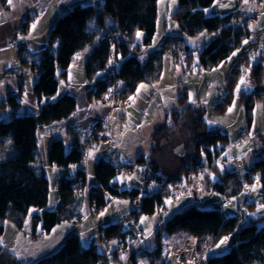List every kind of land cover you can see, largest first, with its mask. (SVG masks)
I'll use <instances>...</instances> for the list:
<instances>
[{
    "label": "trees",
    "instance_id": "trees-1",
    "mask_svg": "<svg viewBox=\"0 0 264 264\" xmlns=\"http://www.w3.org/2000/svg\"><path fill=\"white\" fill-rule=\"evenodd\" d=\"M216 0H178V7L173 13L182 31L180 35H169L163 43V50L183 53L189 60L194 59L193 46L186 42V36H198L203 32H210L213 36L206 44V51L216 59H227L240 48L245 40L252 35V27L248 19L232 21L236 11L224 16H208L205 9L211 7ZM159 0H103L99 6L82 3L74 4L68 12L62 15L49 33L48 44L45 49L27 53L21 59L22 64H32L38 78L34 84V92L39 100V118L43 123H52L69 118L77 109V99L63 93L57 98L61 78L68 76L70 66L75 63L77 54L87 55L86 75L93 80L101 72H105L106 64L112 49L111 43L103 36L109 31L112 20L119 23L123 31L124 40L120 49L119 77L123 81V95H132L141 82H153L160 78L162 64L159 58L152 55L148 63H141L137 54L142 46L150 45L157 32L159 15ZM217 22V26H215ZM30 22L23 24V31H27ZM140 31L144 38L137 42L135 33ZM55 44L57 45L55 47ZM92 48V49H91ZM122 58L124 61L122 62ZM208 57L201 55L200 63L208 68ZM261 61L252 66V58L248 51L240 57L239 63L233 67L232 73L226 79L228 87L224 98L217 102L214 109L225 112L232 98L234 89L243 76V61L246 66L252 67L255 79V89L247 95H242L250 121L255 99L264 100V54H260ZM245 66V67H246ZM107 91L104 78L96 81V87L89 91V98L101 97ZM180 108L173 109L170 116L158 125L153 133L154 145L149 153L142 152L132 162H122L118 165L111 160L100 158L95 166V183L91 184V203L97 210H103L113 197H123L131 194L133 197H143L145 188L132 187L122 189L116 177L122 172H132L138 165L147 164L152 170V180L167 186L179 182L190 170H197L207 164L215 168V174L220 179H208L209 187L225 194H237L241 189L237 178L228 179L235 173L226 171L225 174L218 168V159L230 143L229 134L220 128H209L204 119L203 109L189 102L187 91L179 96ZM21 102L13 95L0 101V106L11 110V118L0 119V239L5 233V220L12 219L18 227H22L24 219L32 207L37 208L33 217L34 229L41 224V229L49 233L59 222L75 220L82 213L86 198L78 197L77 183L85 184L88 181L84 167L68 170L72 165L81 164L86 157L88 137L78 130L72 123L68 126V135L73 141L72 147L67 150L64 140L54 139L51 142L48 159L51 165L63 167L65 173L58 177L57 185L60 201L55 209H49L51 185L50 179L42 167L37 168L35 161L39 156V118L35 113L19 114ZM171 121L172 123L170 124ZM186 124H192L196 134L195 155L190 157L171 174H159L161 166L158 162V150L164 138L176 129ZM252 172L260 173L262 195L260 202H264V157L256 160L250 167L248 176ZM149 181V180H148ZM230 182H233L230 184ZM209 188V189H210ZM163 193L145 196L140 211L133 209V214L153 213L162 205ZM110 198V199H109ZM126 200V199H125ZM130 202V201H129ZM257 203L251 202L250 208ZM264 214L254 219L248 225L241 224V217L227 215L221 209H205L190 205L180 212L163 221L156 234L157 246L145 250L147 264H168L167 254L161 242L162 235L179 237L184 243L188 238H196V250L203 264H264V225L258 223ZM121 222L102 230L103 237L110 240L117 237L126 247L128 231H121ZM163 233V234H162ZM234 234V245L222 254L207 258L205 252L217 245L222 237ZM132 239L134 237L132 236ZM135 239L133 240V245ZM114 250V257H117ZM99 251L98 244L92 241L88 246L79 245L76 238L71 237L54 252H51L34 262L23 263L11 251L0 245V260L8 264H98L104 257ZM133 264H138L133 258Z\"/></svg>",
    "mask_w": 264,
    "mask_h": 264
},
{
    "label": "rangeland",
    "instance_id": "rangeland-1",
    "mask_svg": "<svg viewBox=\"0 0 264 264\" xmlns=\"http://www.w3.org/2000/svg\"><path fill=\"white\" fill-rule=\"evenodd\" d=\"M238 1L241 4V9L234 10L237 12V14L233 15L232 21L236 22L237 20H235V18L237 17L238 20L248 19L250 22L254 32L248 43L244 45H247L246 51H248L249 55H251L253 61V57H260L261 53L264 54V30L258 31L256 30V26L253 25L256 23L254 17L258 16V14H247H251L253 11L264 10V0H248L247 4H245L244 0ZM158 5L159 15L157 19V32L154 38L156 43L161 42L166 31L177 32L181 30L178 22L173 18V13L178 7V0H175V3H172V0H159ZM214 5L216 6H214L215 8H211V11H220L218 6L219 3H215ZM0 10H2L1 0ZM240 11L244 13V15L241 17L239 15ZM214 25L217 26V22H215ZM203 33H205L204 36L199 34L198 36L186 37H188V42L190 44L198 45L193 47V52L194 50H198L200 53L199 55H206L208 57L207 59L210 62V66L208 68L203 67L200 69L192 64L195 58L200 57L199 55L196 56L194 54V59L189 60L188 56L183 53H176L168 50L175 66L181 69V74L176 75L174 79V75H172V72L169 71L165 74V77L162 80L163 87L168 88L164 89L168 90L164 91V95H167L168 97L166 100V105L168 106L169 112L175 108H180L181 104L179 101V96L186 90L189 102L203 109L204 119L207 122L208 127L220 128L229 134L230 143L226 146L224 153L217 161L218 168L222 174H225L226 171H233L235 174L232 175V177L226 178L225 180L228 181L230 178L231 180L237 178L242 190L237 194L230 195L222 193L219 190L211 189L207 180L210 179L217 181L220 179V177L215 174V168H212L208 164L206 158L203 156V160L207 163L204 167L198 168L195 171L190 170L187 175L179 182L171 183L165 186L163 191H165V194L169 196L165 199V201L171 200L172 204H166L167 207L164 211L162 207L159 206L160 208H156L155 212L152 214H133L132 210L134 208L131 202H129L127 199L125 200L123 197L116 196L112 198L109 207L112 203L115 204L117 202H127L120 203L127 210V213H124V215H119V221L121 222L122 231H128L135 234L134 244L124 247V249L120 252L119 258L117 259L114 257L113 249L118 248L121 242H117V237H113L110 240H107L103 237L102 230L100 229L102 223H99L98 218L99 214L101 212L105 213L109 207L104 208L103 210H91L88 206V210L86 211L87 214L81 213L80 215H83V217L78 216L75 220H71L72 222H70V220L63 221L64 225L62 228L61 226L58 227L53 236H47L46 232L34 234L31 227L33 220L31 219L30 214L32 210L35 209V207H32L24 219L23 227H18L16 222L12 219L5 220V233L1 238L3 240V249L11 251L17 256V259L23 263L37 260L49 254L45 253V255L41 256V254L47 250L46 248H51L56 245L57 247L52 249V251H55L63 245V243L60 244L57 242L60 239L61 230L63 227L68 225V228L71 229L72 232L78 233L80 243L82 245L88 246L92 241H95L98 244L99 251H102V247L106 253H112L113 258L108 264H132L133 253L135 254V258L139 264H145V262L148 260L147 256H145L142 252L147 249H153L157 246L156 234L160 226L156 225V223L157 220L161 219V216H163L162 220L165 221L170 218V216L180 212L184 208L190 205H196L205 209H221L230 216H240L242 218L241 224L248 225L253 223L254 219L264 214V209H260V205H264V202L259 201V198L262 195L260 173L252 172V175L248 176L251 165L256 160L264 157V100L259 98L255 99L254 108L251 115L252 119L250 121L245 104L241 100V97L244 94L247 95L248 93H251L255 89V79L254 75H252V67L249 68V66H246V62L244 60L242 64L243 69H250V71L246 76L245 73H243V76H245V79L250 82V87L246 88L242 85L238 94L236 93V88L234 89V97L232 98L228 107V109L230 107L233 108L232 112H229L228 109L225 112H219L214 109L215 104L221 101L228 91L225 81L232 71L230 70V74L226 78L224 77V75L221 73V69H219V62L224 59H216L206 51V44L213 34L210 32ZM258 35L260 36L257 38ZM10 49L11 53L8 52V59L5 60L4 66H10L14 62L13 60L15 59V53L13 54V52L15 49ZM86 60L87 59L85 56L83 57L80 55L79 58L75 60V62L80 61V67H85ZM2 66L3 63L0 57V67ZM21 66H24L22 68L24 70L23 72L25 75V80L21 81L20 79L16 78V72L14 73V78L16 79L18 86H20L21 83H24L25 90L23 93L25 94V97H27L29 94L28 90H33L32 87L35 83V73L32 69V64L24 65L21 63ZM77 68H79V66L75 67V70L73 69L75 71L74 75H78L82 72ZM213 69L217 70L213 71ZM178 79H181V81L177 82ZM67 85L68 83L66 80L62 78L60 81L58 94L65 92L64 90L67 88ZM174 85H176V87ZM171 86L176 88V94L170 93L169 90ZM130 96H124L123 98L125 102H128V105H126L127 107L134 100L136 101L135 105H138L139 108L147 107L148 103H146V100L143 97L139 96L140 98L129 100ZM164 97L166 99V96ZM94 99V97L90 99L91 104H93ZM204 101L207 102L205 103ZM234 103L235 106L233 107ZM156 106L157 105L155 104L154 109ZM6 109L10 108L6 106H0V119L8 120L11 118L12 113ZM103 109H105L107 113L111 115L109 117L110 121L107 123V128L109 131L108 134L113 138V142L109 143L108 147V144L99 141L93 146L89 147V149L87 148V154L91 150L94 151L95 155L93 158H88L87 155V162H84V164L80 167H84L86 169L89 182L95 179V166L100 158L104 157L108 160H111L116 165L122 162H132L139 154H141L137 150L139 146H143V151L149 153L151 147L155 143L153 141V137L151 136L154 127L148 131L146 130L145 132L144 128L141 129L138 127L139 124L136 123V119H124L119 115L123 109ZM169 114L168 117L170 116ZM148 118L146 119V122ZM208 121H213V123L209 124ZM169 122L170 124L172 123L171 121ZM146 135H148V138L151 139L148 144H145V140H147ZM196 139L195 130L192 124H186L181 128L176 129L168 137L164 138L157 155L158 162L161 166V169L158 171V173L162 174L165 171L166 173L171 174L173 171L177 170L187 159L192 156L194 157L197 141ZM45 142V138H39V156L35 161V166L37 168L47 166L49 162L47 152L45 150ZM180 149L183 151V154H180L177 151ZM152 174V170L147 164H141L138 165L134 171L122 172L118 175V177H132L130 180L125 179L120 182L122 186H139L141 188H145V186H147V190L145 189L142 194V196L145 197L144 194L146 196H152V194L156 192L158 188V183L152 180ZM47 175L50 179L51 185L50 200L48 205V208L50 209L54 207L55 191L57 193L58 188L55 175L51 172H48ZM257 177H259L258 183L256 179ZM232 183L233 182H230V184ZM245 185L248 186L247 189L245 188ZM253 185H256V191L251 190ZM233 197H235V199H233ZM229 201H231V203H229ZM251 202L257 203L255 208L249 207ZM225 205L228 206L225 207ZM87 218L89 220L85 224L80 227H76V225L80 224L81 221H85ZM144 218L147 219L141 223V220ZM258 225H264V218L258 223ZM81 233L84 234V239L81 238ZM227 236L230 237V239L225 245H221L220 248H216L215 245L210 250L205 252L203 256L209 257L212 255L228 252L234 245V234ZM113 241L116 243H113ZM196 241L197 240L195 237H190L184 243H179V237H168L167 235L163 234L161 242L164 246V253L167 254L168 264H190V262L191 264H198L200 255L196 250ZM0 264L8 263L0 260Z\"/></svg>",
    "mask_w": 264,
    "mask_h": 264
},
{
    "label": "crops",
    "instance_id": "crops-1",
    "mask_svg": "<svg viewBox=\"0 0 264 264\" xmlns=\"http://www.w3.org/2000/svg\"><path fill=\"white\" fill-rule=\"evenodd\" d=\"M102 1L103 0H13V4L8 5L7 0H1L2 10H0V53H1L0 57L3 63V66L0 67V101L6 100L8 96L13 95L21 102L19 112H18L19 114L35 113L37 117L39 118L40 106H39L38 96L34 92V86L32 87L33 90L31 91L28 90L29 94L27 97H25V94L23 93V91L25 90L24 83H21L20 86H18L16 79L14 78L15 72L21 71V70L24 71L22 68L24 66H21V63H22L21 59L26 54V52L34 53V52H39L46 48L48 44L49 33L51 29L54 27L57 20L62 15H64L66 12H68L74 4L82 3V4H93V5L99 6L102 3ZM215 3L216 1L214 2V4ZM214 4L208 8V10L210 11L205 12L206 15L224 16V15H227L233 12L234 10L241 9L240 7L241 4L239 3L238 0H219L218 6H219L220 11H217V10L211 11V8H215L214 6H216ZM221 5H227V7H222ZM262 11H253V13L247 14V15H252L254 13L259 15V13H261ZM239 15L241 17L242 15H244V13L240 11ZM27 20L30 22L29 28L27 31H23V24ZM37 21L39 22L37 23L36 30H31V25L33 23H36ZM253 25L256 26V23H254ZM253 32H252V35H253ZM181 33H182L181 30L177 32L176 31L175 32L166 31L161 42L156 43L155 40L153 39V42L150 45H145V46L143 45L141 50L138 53H136L141 63H148L151 56L155 55V57L159 58L160 63L162 64V72H161L160 78L154 82H141L137 86V88L142 84L146 85L147 87L141 88L139 93H137V88H136L135 92L130 96V97H134L135 99L140 98L139 96L143 97L146 100V103H148L147 107L139 108L138 105H135L136 101L134 100L128 107L124 108L119 113V115L122 116L124 119L126 118L136 119L137 124L143 125L140 128L141 129L144 128L145 132L146 130L148 131L152 129L153 127H154L153 129L155 130V128L158 125H160L166 119L167 115L170 113L168 110V106L166 105V100L168 99V97L167 95H164L165 94L164 91H168L164 89H168V88L163 87L162 80L165 77V74L168 73L169 71L172 72V75H174V79H175L176 75L181 74V69L175 66L172 57L169 55V51L163 50L162 48H163V43L167 36L180 35ZM259 36L260 35H258L257 38ZM21 37H24V39H21ZM143 38H144V35H142L140 39H137V42L135 43L142 42ZM250 39L251 37L247 41H249ZM185 40L187 43H189L188 37H185ZM190 45L193 47L198 46V45H193V44H190ZM56 46L57 45L55 44V47ZM246 46L247 45H244L243 43L240 48L236 49L234 52H236L237 54L235 56H233L232 54L231 56H229L231 57V60H229V57H228L227 59L221 60V62H219V69H221V73L224 75L225 78L230 74V70H232V68L235 67V65L239 63L242 53L246 51L247 49ZM10 48L15 49V51L13 52V54L15 53L14 55L15 59L13 60L14 62L10 66H4L5 60L8 59L7 58L8 52L11 53ZM81 56L83 57L85 56L87 59V55L82 54ZM123 61L124 59L122 58V62ZM259 61H261V58L256 57L252 61V66H254ZM79 62L80 61L75 62L70 66L68 70V76L64 78L66 82L68 83V85H67V88H65L64 90L65 92L63 93H68L77 99V109L75 113L71 115L69 118L56 121V122H52V123H43L39 118L38 137L45 138V141H46L45 150L47 152V156L49 153L51 142L54 139H58V138L63 139L67 150H69L72 147L73 141L71 137L68 135V126L71 123L78 130L85 133V138L88 137V132L91 129V127L97 123H104L105 130L107 133H109L108 128H107V123L110 121L109 117L111 115L108 114L105 109L91 104V101L88 95L89 91L92 88L96 87V81L98 79L102 80L104 78L105 72L104 71L99 72L98 73L99 75L97 74L95 78L91 80L86 75V63H85V67L83 66L80 67ZM221 63H223V67H220ZM192 64L194 66H197L200 69L203 68L202 64L200 63L199 58H195ZM77 66H79V68L77 69L81 70L82 72L79 73L78 75H74L75 73L74 68ZM34 73H35L34 81L36 82L38 75L35 71ZM23 80H25V75H24ZM179 81H181V79L177 80V82ZM174 86L176 87V85ZM174 86H171L169 91L170 93L176 94L177 90L176 88H174ZM59 88H60V82H59ZM63 93L58 94L57 92V95H55V98L62 95ZM164 96H166V99ZM155 104L157 106L154 109ZM6 110H9L11 112L10 109H6ZM147 118L148 120L146 122ZM154 130L151 133L152 137H153ZM146 137H147V140H145V144H148L151 141V139L148 138V135H146ZM107 146L109 147V144ZM143 149H144L143 146H139L137 150L139 151V153H142L144 152ZM42 169L45 170L46 174L48 172H51L52 174L55 175L56 184H57L58 177L65 173V169L63 167L51 165L49 162L47 166H42ZM117 178L118 176L116 177V180ZM117 182L119 183L122 189H130L132 187H137V186H131V187L122 186L120 181L117 180ZM90 183H95V179L93 181H90ZM57 188H58V185H57ZM164 188L165 186H162L161 184L158 183V188L156 192L153 193V194L163 193L164 196H163L162 205H161L163 211L167 207V205L165 204V199L169 197L167 194H165V191H163ZM144 196L146 195L144 194ZM59 201H60V193H59V190L57 189V193L55 191L54 207L50 209H55ZM87 210H88V206L86 203H84L82 213L87 214L86 212ZM38 211L39 210L37 208L32 210L30 214L31 219L33 215ZM124 213H127V210L120 203H115V204L112 203L109 209L105 211V214L103 216H100V214L98 216L99 223L100 224L102 223L100 229L104 230L112 225L117 224L118 222H120L119 215H124ZM162 219H163V216H161V219L157 220L156 225L160 226V224L163 222ZM88 220L89 219L87 218L85 221H81L80 224L76 225V227L82 226ZM63 225H64L63 221L57 223L52 228V230L49 233H47V236H50V235L53 236V234L58 229V227L61 226L62 228ZM31 227H32V231L34 232V234H38L42 228L41 224H39L35 229L33 227V224ZM119 229L122 231L121 225ZM132 236L135 239L134 233L130 232L129 234H127L126 242L128 245H131V243H133L134 239H132ZM71 237L76 238V241L79 243V245H82L80 243V238H79L78 233L72 232L71 229L68 228V225H66V227H63V229L61 230L60 239L57 243H60V244L63 243L64 245L67 242V240ZM117 242H120V240L118 239ZM55 247L57 246L55 245L54 247L46 248L47 252L45 251L43 254H41V256L45 255V253L54 252L52 251V249H55ZM123 249H124V245L122 243L119 245L118 248L113 249V250L118 251L116 259L119 258L120 252ZM142 253L145 255V250ZM135 257L136 256L133 253L132 261H133V258ZM34 261L36 260L30 261V262H34ZM147 263L148 261L145 262V264Z\"/></svg>",
    "mask_w": 264,
    "mask_h": 264
},
{
    "label": "built area",
    "instance_id": "built-area-1",
    "mask_svg": "<svg viewBox=\"0 0 264 264\" xmlns=\"http://www.w3.org/2000/svg\"><path fill=\"white\" fill-rule=\"evenodd\" d=\"M256 17H254L256 21ZM235 20H238L236 17ZM103 39L109 41L111 43L112 49L109 55L108 62L106 64L105 68V82L107 84V91L106 93L101 97H94L93 104L98 105L103 108H111L112 110H122L124 107H127L128 102H125L123 100V81L119 77L120 72V49L121 44L124 40L123 31L119 27V23L112 20L111 27L109 31L103 36ZM194 54L198 56L200 53L198 50H194ZM201 56V55H199ZM77 59V56L75 57V60ZM109 60L112 61V64H109ZM16 78L20 79L21 81L24 78V72L23 71H17L16 72ZM111 89V92L109 90ZM107 97V99H105ZM103 142L106 144H109L113 141V138L105 131V125L104 123H97L91 127V129L88 132V142H87V148L93 146L97 142ZM84 162H87V151H86V157L83 159L81 164L72 165L68 170L78 169L81 165L84 164ZM76 187L78 188V197L86 198L88 202L89 208L97 210V207L95 204L91 203V184L89 181H87L85 184L77 183ZM195 193V192H194ZM125 199L130 201L133 205V208L140 211L143 207L144 197H133L131 194H127L125 196ZM110 201L107 202L104 208H108L110 205ZM80 217H83V215H80ZM41 233L46 232L45 229L40 230ZM47 233V232H46ZM101 247V246H100ZM102 252H104V257L99 261L98 264H108L110 260H112L113 255L112 253H106L104 249L101 247Z\"/></svg>",
    "mask_w": 264,
    "mask_h": 264
},
{
    "label": "snow or ice",
    "instance_id": "snow-or-ice-1",
    "mask_svg": "<svg viewBox=\"0 0 264 264\" xmlns=\"http://www.w3.org/2000/svg\"><path fill=\"white\" fill-rule=\"evenodd\" d=\"M244 2H245V4H247L248 3V0H244ZM7 3H8V5H12L13 4V0H7ZM172 3H175V0H172ZM216 3H219V0H216ZM82 7H87L88 5L87 4H82L81 5ZM222 7H227V5H221ZM205 12H207L208 11V9H205L204 10ZM39 21H37L36 23H33L32 25H31V30H35V28H36V26H37V23H38ZM135 35H136V38L137 39H140V37H142V35H143V33H141L140 31H137L136 33H135ZM205 35V33H201V36H204ZM21 39H24V37H21ZM244 44H247L248 43V41L247 40H245L244 42H243ZM237 53L236 52H233L232 53V55L233 56H235ZM77 58H79V54H77ZM253 59H255V57H253ZM229 60H231V57H229ZM109 64H112V61L111 60H109ZM220 67H223V63H221V65H220ZM217 69H213V71H216ZM243 71H244V73H245V76L249 73V71H250V69H243ZM99 75V74H98ZM245 76H241V78H240V80H239V82H238V84L236 85V93L238 94L239 92H240V89H241V86L243 85V86H245L246 88H248V87H250V82L249 81H247L246 79H245ZM61 83H63V82H61ZM147 86L146 85H140L138 88H137V93H139V91H140V89L141 88H146ZM109 92H111V89L109 90ZM53 99H55V97H53ZM105 99H107V97H105ZM135 98L134 97H129V100H134ZM192 102H194V101H192ZM205 103L207 102V101H204ZM235 106V103L233 104V107ZM228 111L229 112H232L233 111V108L232 107H230L229 109H228ZM130 115V114H129ZM208 123L209 124H211V123H213V121H208ZM143 125H139L138 127H142ZM88 158H93L94 157V155H95V153H94V151H89L88 152ZM225 155H227V154H225ZM222 167V166H221ZM125 179H132V177H118L117 178V180L118 181H120V182H122L123 180H125ZM257 179V183H258V181H259V177H257L256 178ZM245 188L247 189L248 188V186L247 185H245ZM251 190L252 191H256V185H253L252 186V188H251ZM110 199V198H109ZM233 199H235V197H233ZM117 203H127V202H117ZM229 203H231V201H229ZM165 204H167V205H171L172 204V201L171 200H166L165 201ZM228 205H225V207H227ZM260 209H264V205H260ZM259 210V209H258ZM105 213L104 212H101L100 213V216H103ZM252 215H255V214H252ZM147 218H144V219H142L141 220V223H143L144 222V220H146ZM81 238L82 239H84V234L83 233H81ZM230 239V237H228V236H225V237H222L221 239H220V241H219V243L216 245V248H220L221 247V245H225L226 243H227V241ZM113 243H116L115 241H113ZM3 244V240L2 239H0V245H2ZM13 251H15V250H13ZM205 258H207V257H205ZM190 264H191V262H190Z\"/></svg>",
    "mask_w": 264,
    "mask_h": 264
},
{
    "label": "water",
    "instance_id": "water-1",
    "mask_svg": "<svg viewBox=\"0 0 264 264\" xmlns=\"http://www.w3.org/2000/svg\"><path fill=\"white\" fill-rule=\"evenodd\" d=\"M256 29L258 31L264 30V10L256 17ZM180 154H183V151L177 150ZM199 264H203L200 262Z\"/></svg>",
    "mask_w": 264,
    "mask_h": 264
}]
</instances>
